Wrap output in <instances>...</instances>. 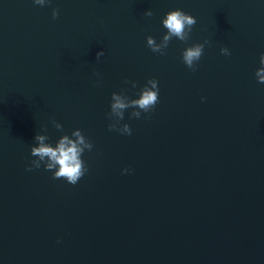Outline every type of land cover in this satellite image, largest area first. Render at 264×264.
Wrapping results in <instances>:
<instances>
[{
    "label": "water",
    "instance_id": "95a60500",
    "mask_svg": "<svg viewBox=\"0 0 264 264\" xmlns=\"http://www.w3.org/2000/svg\"><path fill=\"white\" fill-rule=\"evenodd\" d=\"M173 8L210 42L196 70L146 45ZM261 52V0H0V264H264ZM151 77L154 110L109 131L111 93ZM53 120L94 144L75 185L27 170Z\"/></svg>",
    "mask_w": 264,
    "mask_h": 264
},
{
    "label": "clouds",
    "instance_id": "9594fccd",
    "mask_svg": "<svg viewBox=\"0 0 264 264\" xmlns=\"http://www.w3.org/2000/svg\"><path fill=\"white\" fill-rule=\"evenodd\" d=\"M33 4L45 6L51 3V0H32ZM264 3V0H261ZM53 17L59 15L56 9H53ZM146 16H152L149 9L145 12ZM197 23L194 15L184 11L182 8H173L167 11L161 17V24L166 31L162 37L157 40L154 36L146 37V45L153 53L164 55L169 43L173 38L184 42L187 46L182 49V62L190 69L196 70L198 62L204 54V49L210 42H195L189 44L190 34L193 26ZM221 54L230 56L228 47H221ZM104 56L101 49L96 53V59ZM96 75H99L96 73ZM255 75L259 83H264V52L259 55V67ZM131 83L132 88L137 87L136 81H125ZM159 81L155 77L148 78L147 81L138 89L134 97H130L127 91L122 89L111 93L109 101V111L106 113L109 131H116L121 135H132V128L125 122L126 111L128 119H139L145 113L154 110L159 102ZM202 99H204L202 97ZM53 126L62 134L53 142L45 128L42 132H37L34 136V143L30 146V155L34 157L27 165V170L43 168L52 174L53 179L63 178L67 183L75 185L88 171L86 161L83 156L85 152H91L94 148L92 140L85 135L82 129L75 128L71 132H64L63 125L53 120ZM132 169L124 168L122 173H131Z\"/></svg>",
    "mask_w": 264,
    "mask_h": 264
}]
</instances>
